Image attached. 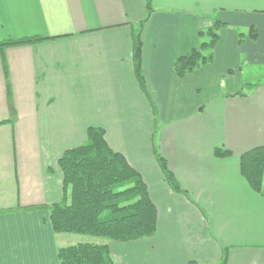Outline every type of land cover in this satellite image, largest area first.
Returning <instances> with one entry per match:
<instances>
[{
	"label": "crops",
	"instance_id": "0c3cea01",
	"mask_svg": "<svg viewBox=\"0 0 264 264\" xmlns=\"http://www.w3.org/2000/svg\"><path fill=\"white\" fill-rule=\"evenodd\" d=\"M146 15L147 0H0V42L41 37L5 48L7 76L0 51V209L60 201L59 157L101 126L157 208L152 236L104 240L116 261L264 264V194L240 171L264 145V0H152L144 87L134 33ZM214 16L226 25L213 60L179 76L174 63ZM246 83L257 84L238 94ZM75 234L54 231L46 207L0 213V264H60Z\"/></svg>",
	"mask_w": 264,
	"mask_h": 264
},
{
	"label": "trees",
	"instance_id": "16d2710c",
	"mask_svg": "<svg viewBox=\"0 0 264 264\" xmlns=\"http://www.w3.org/2000/svg\"><path fill=\"white\" fill-rule=\"evenodd\" d=\"M151 12L152 0H147V15L134 33L135 70L144 87L141 30ZM225 25L226 22L214 16L212 25L200 31L199 46L194 47L189 54L180 56L174 63L179 76H184L213 60L219 30ZM253 36L256 37L257 33L254 32ZM38 38L41 37L1 41L3 61L6 47ZM4 70L7 76L5 61ZM256 84L246 83L238 94H244L245 87ZM214 152L219 157L231 153L224 147H216ZM157 157L168 183L180 190L165 158L159 154ZM58 163L63 172L64 193L60 201L50 205L0 209V213L46 207L50 211V222L54 231L88 234L114 241H130L154 234L157 229V208L150 196L148 185L126 156L110 146L103 127L90 125L86 140L66 149ZM240 171L254 191L264 194V145H257L241 154ZM58 259L60 264H120L114 259L108 242L86 241L62 246L58 249ZM220 264H226V253Z\"/></svg>",
	"mask_w": 264,
	"mask_h": 264
},
{
	"label": "rangeland",
	"instance_id": "374dc122",
	"mask_svg": "<svg viewBox=\"0 0 264 264\" xmlns=\"http://www.w3.org/2000/svg\"><path fill=\"white\" fill-rule=\"evenodd\" d=\"M262 78H264V77H260V80ZM75 235H77V237H74L71 240H68V239L66 240L67 245L75 244L77 242H86V241H90V242H94L95 241V242H98V243L104 242V240L109 241L108 238H104V237L100 238V237H95V236L88 235V234H75Z\"/></svg>",
	"mask_w": 264,
	"mask_h": 264
}]
</instances>
